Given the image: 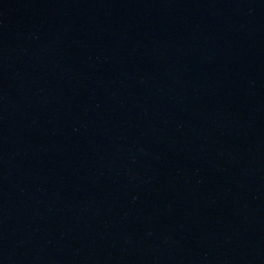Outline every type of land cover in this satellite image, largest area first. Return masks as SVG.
I'll list each match as a JSON object with an SVG mask.
<instances>
[{
  "label": "water",
  "instance_id": "obj_1",
  "mask_svg": "<svg viewBox=\"0 0 264 264\" xmlns=\"http://www.w3.org/2000/svg\"><path fill=\"white\" fill-rule=\"evenodd\" d=\"M0 264H264V0H0Z\"/></svg>",
  "mask_w": 264,
  "mask_h": 264
}]
</instances>
